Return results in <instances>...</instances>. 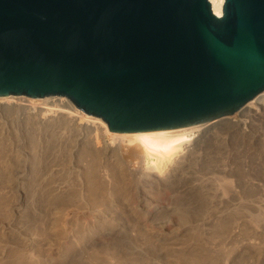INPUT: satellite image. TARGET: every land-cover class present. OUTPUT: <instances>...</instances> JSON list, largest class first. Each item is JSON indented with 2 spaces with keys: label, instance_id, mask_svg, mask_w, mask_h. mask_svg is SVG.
<instances>
[{
  "label": "rangeland",
  "instance_id": "obj_1",
  "mask_svg": "<svg viewBox=\"0 0 264 264\" xmlns=\"http://www.w3.org/2000/svg\"><path fill=\"white\" fill-rule=\"evenodd\" d=\"M8 97L10 107L0 105V264H264V92L257 110L221 117L167 177L148 175L126 145L103 159L107 134L95 151L78 119L45 121L32 108L71 102L65 96Z\"/></svg>",
  "mask_w": 264,
  "mask_h": 264
},
{
  "label": "water",
  "instance_id": "obj_2",
  "mask_svg": "<svg viewBox=\"0 0 264 264\" xmlns=\"http://www.w3.org/2000/svg\"><path fill=\"white\" fill-rule=\"evenodd\" d=\"M264 92V0H0V96H65L113 132L231 115Z\"/></svg>",
  "mask_w": 264,
  "mask_h": 264
},
{
  "label": "bare ground",
  "instance_id": "obj_3",
  "mask_svg": "<svg viewBox=\"0 0 264 264\" xmlns=\"http://www.w3.org/2000/svg\"><path fill=\"white\" fill-rule=\"evenodd\" d=\"M210 2H211V7H212V10L214 11V13L219 15L220 11H221V5H222L223 0H210ZM8 96H10V95H8ZM8 96H0V105H2L3 107H5V106L10 107V97H8ZM257 99H258V97H255V98H253V100H250L246 104V107H245L246 113L255 111L254 110L255 107H256L255 108L256 110H257V108H259L260 102L257 101ZM30 100L32 101V99H30ZM55 100H51V99L49 101L48 100L47 101L40 100V102H37L36 105L33 104L32 108H34V110L37 112L36 114H41L45 121H50V120L55 121L56 120V121L60 122V121L64 120V121L69 122V121H73L75 119H78L80 121V123L82 124V126L85 129L87 128V130L90 131L89 133L92 132L91 136L93 139V145L95 147V151H98V149L100 148V145H104V143L101 144L102 140L100 141L99 138H101L102 134H104V133L107 134L112 139V140H110L112 142H110L111 143L110 145L107 144V145H105V147H102V150H103V151H101L102 157L103 156L108 157L110 155V154L108 155L109 152L116 151V153H117L118 151H120L119 150L120 145L121 146L126 145V146H124V148H122L124 155L128 156L129 159H132L134 163H136V162L137 163H141V162L145 163L146 168L148 170V175H153L154 173H158V174H164L167 177V176H170L171 174H173L174 171L176 170V168H178V166L184 162L185 155L195 154V151L198 149L197 144H199L198 141L200 140V138H202L205 134H207L209 132H213L218 128L220 129L221 125L223 124L222 118L217 117V118L211 119L207 122H203L200 124L171 128V129L141 131V132H127V133L113 132L107 128L105 122L102 121V119H100L96 116L87 115V114L77 110V108H74L72 103L69 101H65L62 99H55ZM41 121H42V118H41ZM49 125H51V124L49 123ZM80 129H81V127H80ZM87 130H85V131H87ZM83 131H84V129H83ZM125 142H126V144H125ZM88 148H90V147H88ZM84 149H86V148H84ZM84 149L79 150V152L80 151L82 152V150H84ZM86 151H88V149ZM89 151H90V156H92L91 153H93V151L92 150H89ZM79 152L76 151L77 154H80ZM99 152H97V155ZM86 153H89V152H86ZM86 153H84V154H86ZM93 155H96V154L94 153ZM117 155H119V156H115L117 159H114V161H115V163L118 162L117 164H121V163H119V162H121V158H122L121 152H120V154H117ZM87 156L88 155H86L85 157H87ZM98 156H97V158H98ZM92 157H91L92 160L88 157L91 160V163L93 161ZM102 157H100V158H102ZM104 157H103V159H104ZM74 158H76V157H74ZM77 159H78V157H77ZM95 159H96V157H95ZM87 160L88 159H86V163H87ZM88 163H89V161H88ZM88 163L86 164L85 167H87V165L90 164V163L89 164ZM93 163H92V165L90 164L88 166L89 170L86 168L87 169L86 171L93 173V178H90V179H93L95 181H92V180L90 181L89 179L85 178V176H84V178L87 179L88 183H90V184H88L89 185L88 188H90V191L93 193V195L95 194V197H97L99 195L98 192H102V187H101V183L98 182L99 179L96 181V179H97L95 176L96 169H95V163L94 164ZM90 170H92L94 172H92ZM90 173L88 175H90ZM121 174H122V172H121ZM88 175H86V176H88ZM112 175L113 174H111V176ZM123 175L124 174H122L120 176V180L122 182V183L120 182L121 184L125 183L124 177H122ZM115 176H116V174H115ZM112 183H114V182H112ZM90 198H92V197H90ZM238 218L246 225L250 223L249 220L243 218V216L241 218L240 217H238Z\"/></svg>",
  "mask_w": 264,
  "mask_h": 264
}]
</instances>
